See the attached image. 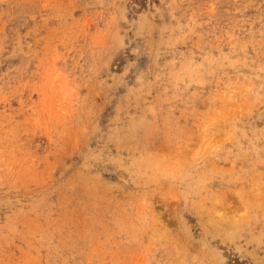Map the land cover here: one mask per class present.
Returning a JSON list of instances; mask_svg holds the SVG:
<instances>
[{
  "label": "rangeland",
  "instance_id": "obj_1",
  "mask_svg": "<svg viewBox=\"0 0 264 264\" xmlns=\"http://www.w3.org/2000/svg\"><path fill=\"white\" fill-rule=\"evenodd\" d=\"M0 264H264V0H0Z\"/></svg>",
  "mask_w": 264,
  "mask_h": 264
}]
</instances>
